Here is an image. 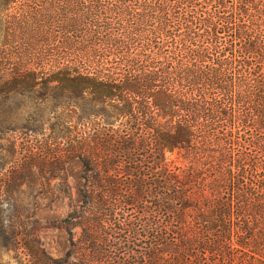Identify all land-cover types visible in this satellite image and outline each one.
<instances>
[{
    "label": "trees",
    "instance_id": "1",
    "mask_svg": "<svg viewBox=\"0 0 264 264\" xmlns=\"http://www.w3.org/2000/svg\"><path fill=\"white\" fill-rule=\"evenodd\" d=\"M0 37V97L47 110L8 150L0 264H264V0H0ZM71 159L53 256L19 194H66Z\"/></svg>",
    "mask_w": 264,
    "mask_h": 264
},
{
    "label": "rangeland",
    "instance_id": "2",
    "mask_svg": "<svg viewBox=\"0 0 264 264\" xmlns=\"http://www.w3.org/2000/svg\"><path fill=\"white\" fill-rule=\"evenodd\" d=\"M45 107L46 102L26 95H16L9 99L0 97V177L4 168L9 166V164L5 165V161L10 156L8 150H10L12 142L15 141V150L23 155L28 154L29 150L40 145L43 141L40 131L46 126L45 114L47 110ZM34 128L35 131H33ZM81 171L82 164L78 159H71L67 162L66 178L69 183V191L66 194L60 193L52 201L38 195L25 185L23 192L19 194L20 202L24 204L32 202L36 196L37 207L32 211L41 226L38 235L46 251L53 256L62 255L69 246V236L64 229L57 225L60 219L81 201L79 192V187L82 184ZM32 181L31 175L24 178L26 184H30ZM3 260L4 264H16L13 251L6 252Z\"/></svg>",
    "mask_w": 264,
    "mask_h": 264
}]
</instances>
